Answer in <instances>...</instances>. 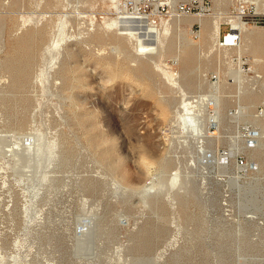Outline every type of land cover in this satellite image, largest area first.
<instances>
[{
    "label": "rangeland",
    "instance_id": "374dc122",
    "mask_svg": "<svg viewBox=\"0 0 264 264\" xmlns=\"http://www.w3.org/2000/svg\"><path fill=\"white\" fill-rule=\"evenodd\" d=\"M119 2L168 24L155 58ZM172 2L0 0V264H264V27L220 49L241 0Z\"/></svg>",
    "mask_w": 264,
    "mask_h": 264
},
{
    "label": "bare ground",
    "instance_id": "6f19581e",
    "mask_svg": "<svg viewBox=\"0 0 264 264\" xmlns=\"http://www.w3.org/2000/svg\"><path fill=\"white\" fill-rule=\"evenodd\" d=\"M192 1H196V0H192ZM253 1V0H252ZM252 1H246V0H241V8H240V12L238 14H235V15H232L230 16L229 20H228V23L232 26L233 29L239 31V33L241 34V37L245 34L246 38L254 31L250 32L249 30V24L245 23L243 21V16L244 14L246 13L245 11V6L247 3H249V5H255V9L256 10H259L258 9V6L255 2H252ZM262 1V0H261ZM115 2V1H114ZM139 2V0H136V3ZM167 3L169 5H171L172 7L174 6L172 0H167ZM264 3V2H263ZM117 4V3H116ZM137 5V4H135ZM123 8V4L121 2H119L117 4V19L116 21H114L111 25H113L114 27L117 28L118 32L120 35H124L130 39H133L135 40V43H136V48L140 49L141 50V54H143V56H147L146 58L148 59H153L155 58V55L161 50V46L163 45V43L165 42V36H166V33L168 32L169 30V27H168V24L167 23H164L163 21L161 22V25L159 24H152V23H147L144 25V17L143 16H139L137 14H140V9L137 8L135 10H133L132 13L128 14V12H124L122 10ZM175 8V7H174ZM133 14H136V15H133ZM141 15V14H140ZM217 17V16H216ZM228 17V16H226ZM233 17H235V19H233ZM63 18V17H61ZM68 18V17H67ZM147 18V17H146ZM187 18H189L187 16ZM213 19V18H212ZM220 19V17H219ZM218 19V20H219ZM227 19V18H226ZM110 20V19H109ZM108 20V21H109ZM222 20V19H221ZM181 21V19H180ZM198 21L204 25V27H206L207 25V21L206 19H203V18H199ZM226 21V20H225ZM137 22V24H133ZM223 22V20H222ZM131 23V24H129ZM138 23H141V24H138ZM210 23V22H209ZM221 22H217L215 23V36L218 38L220 35H219V30H220V25ZM95 25V24H94ZM179 25V24H178ZM180 26V25H179ZM209 26V25H208ZM211 26V25H210ZM207 28V27H206ZM211 28H213L211 26ZM210 30V29H209ZM256 33V32H255ZM253 33V34H255ZM98 34V33H97ZM102 35V34H100ZM107 35V34H105ZM257 35V33H256ZM25 36V35H24ZM28 36V34H27ZM96 36H94L95 38ZM98 37V36H97ZM103 37V36H102ZM88 38V37H87ZM86 38V39H87ZM220 38L221 36L219 37L218 39V42H217V46L222 49L223 47L221 46L220 44ZM244 38V37H243ZM256 37H254V40H255ZM76 39V38H75ZM84 39V37H83ZM100 39V38H99ZM106 39V38H105ZM89 40V39H88ZM87 40V41H88ZM109 40V39H108ZM247 40V39H246ZM84 41V40H83ZM86 41V40H85ZM91 41V40H90ZM93 41V40H92ZM103 40H101L102 42ZM105 41V40H104ZM248 41V40H247ZM98 42V40H97ZM79 43H82V41H79ZM89 43V42H88ZM215 43V42H214ZM117 44V43H116ZM251 44V43H250ZM26 45V44H25ZM37 45V44H36ZM241 45V44H240ZM124 46V45H123ZM247 46V45H246ZM86 47V46H85ZM240 47V46H239ZM26 48V47H25ZM123 48V47H122ZM66 49V48H65ZM243 49V48H242ZM92 51V50H91ZM241 51V50H240ZM63 53V52H62ZM65 56V55H64ZM68 59V58H67ZM55 61V58L54 60ZM53 64L56 63L53 62ZM63 61V60H61ZM58 62V61H57ZM175 63V62H174ZM57 64V63H56ZM69 64V63H68ZM162 62L161 60H157L155 61V65L158 67V68H161L162 66ZM61 66V65H60ZM60 74V73H59ZM10 75V74H9ZM174 75L170 76V80L171 82H173V84L178 88L180 89L181 92L184 91V89L178 85L177 82L174 81V78H173ZM178 76V75H177ZM180 84V83H179ZM85 90V89H84ZM174 90V89H173ZM216 90L218 91L219 90V86H216ZM207 97V96H206ZM200 98L196 101H191L192 99L189 98L186 94H184V92L182 93V102H181V105L179 106V109H181L182 111V114L179 116V118L181 119V123H182V131L183 134L186 135V137H192L194 139H196L198 141V143H201L203 140V138L205 136H210V134H207L209 131V129L207 128L208 125L210 123H214L216 119V116L213 117V118H210L208 119V124H203L201 119H200V116H201V111L200 110H194L193 109V102H196V103H199L197 105H200L202 103V105H205L208 103L209 101V97L207 98ZM167 100V99H165ZM219 105V104H218ZM221 105V104H220ZM200 107V106H199ZM203 108V107H202ZM199 109V108H198ZM178 110V109H177ZM73 111V110H72ZM184 112V113H183ZM177 114L179 115V112H177ZM176 115V114H175ZM218 115V113H217ZM219 116V115H218ZM218 118V117H217ZM219 119V118H218ZM176 121V120H175ZM173 124V123H172ZM207 125V126H206ZM174 126V125H173ZM177 126V125H176ZM179 127V126H178ZM207 129V130H206ZM96 131V130H95ZM207 131V132H206ZM88 135V134H87ZM84 138V137H83ZM209 138V137H208ZM204 143V142H203ZM202 143V144H203ZM97 145V144H96ZM199 146V145H198ZM200 147V148H199ZM199 152L201 150H204V148L202 146H199ZM164 161V160H163ZM161 163V162H160ZM150 164V162H149ZM148 169V168H147ZM151 171V170H150ZM153 173V172H152ZM174 176V179L177 178V174L173 175ZM173 179V180H174ZM156 181H157V175L156 174H153L151 175L150 179L148 180V182L146 183V185H144V188L143 189V193L144 194H147L149 192H151L153 190V188L155 187V184H156ZM155 192V190H154Z\"/></svg>",
    "mask_w": 264,
    "mask_h": 264
},
{
    "label": "built area",
    "instance_id": "2783aa9c",
    "mask_svg": "<svg viewBox=\"0 0 264 264\" xmlns=\"http://www.w3.org/2000/svg\"><path fill=\"white\" fill-rule=\"evenodd\" d=\"M181 11H187L188 9L186 7H180ZM249 16L251 18H249ZM243 18H246V22L247 24H253V25H261L264 27V14H260L254 11V14H247L245 13ZM241 39V34L239 33V31L235 30L232 28H230V30L228 31V33H226L223 37L220 38V44L223 48H235L238 46L239 42ZM241 165L244 164V161L240 160Z\"/></svg>",
    "mask_w": 264,
    "mask_h": 264
},
{
    "label": "crops",
    "instance_id": "0c3cea01",
    "mask_svg": "<svg viewBox=\"0 0 264 264\" xmlns=\"http://www.w3.org/2000/svg\"><path fill=\"white\" fill-rule=\"evenodd\" d=\"M184 18H185V17H183V19H184ZM184 22H187V23H194V22H191L190 19H185ZM207 23H208V20H207ZM248 28H249V27H248ZM249 30H250V28H249ZM250 32H252V30H250ZM219 35L221 36V26H220V30H219ZM183 58H184V57H183V54L180 55V60H179V62H181V60H182Z\"/></svg>",
    "mask_w": 264,
    "mask_h": 264
}]
</instances>
